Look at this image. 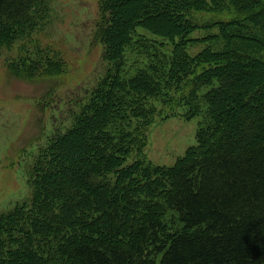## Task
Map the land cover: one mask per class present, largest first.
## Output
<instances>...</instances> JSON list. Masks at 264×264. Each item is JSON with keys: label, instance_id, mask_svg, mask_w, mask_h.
I'll list each match as a JSON object with an SVG mask.
<instances>
[{"label": "trees", "instance_id": "16d2710c", "mask_svg": "<svg viewBox=\"0 0 264 264\" xmlns=\"http://www.w3.org/2000/svg\"><path fill=\"white\" fill-rule=\"evenodd\" d=\"M47 4L0 0V46L33 31ZM99 7L106 75L35 161L32 198L0 214V264H264V58L234 45L244 35L229 31L263 30L264 0ZM201 12L233 18L201 21ZM213 27L225 49L190 55L201 41L192 34ZM139 28L172 51L152 52L129 76ZM19 62L11 73L24 79L67 71L61 57ZM180 106L188 119L204 116L198 143L174 165H155L145 155L147 128Z\"/></svg>", "mask_w": 264, "mask_h": 264}, {"label": "rangeland", "instance_id": "374dc122", "mask_svg": "<svg viewBox=\"0 0 264 264\" xmlns=\"http://www.w3.org/2000/svg\"><path fill=\"white\" fill-rule=\"evenodd\" d=\"M99 2L48 0L47 10L33 31L17 36L12 44L0 46V214L32 198L30 179L35 161L56 133L73 125L74 115L106 75L104 47L96 39ZM197 17L201 21H229L233 15L201 12ZM245 25L229 30L244 35L243 45L237 40L234 45L240 44L244 52L264 58V51H257L264 44V29ZM191 38L201 39L188 47L192 56L207 47L224 50L227 43L218 27L199 29ZM135 42L127 50L125 74L129 76L147 66L152 52L171 55L170 41L143 28L137 30ZM59 57L67 63V71L62 75L24 79L11 73L19 67V60ZM174 112L168 115L166 111V116L157 114L147 128L145 155L155 165H174L188 148L198 143V126L204 116L188 119L183 106Z\"/></svg>", "mask_w": 264, "mask_h": 264}]
</instances>
